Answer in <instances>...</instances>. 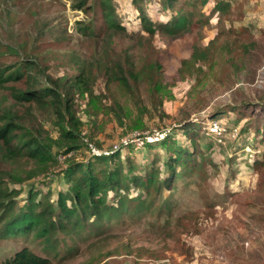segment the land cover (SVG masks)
Instances as JSON below:
<instances>
[{"label":"rangeland","instance_id":"374dc122","mask_svg":"<svg viewBox=\"0 0 264 264\" xmlns=\"http://www.w3.org/2000/svg\"><path fill=\"white\" fill-rule=\"evenodd\" d=\"M166 2L0 0V119L55 158L0 156L6 202L61 213L72 166L108 156L123 175L107 217L72 216L67 200L49 245L37 231L7 236L0 209V264L24 246L52 264H264V0ZM47 79L65 85L69 111L39 93ZM70 116L85 136L66 152ZM178 147L192 161L175 162L181 176L162 194L128 180L164 186Z\"/></svg>","mask_w":264,"mask_h":264},{"label":"trees","instance_id":"16d2710c","mask_svg":"<svg viewBox=\"0 0 264 264\" xmlns=\"http://www.w3.org/2000/svg\"><path fill=\"white\" fill-rule=\"evenodd\" d=\"M166 3L169 6H174L173 0L171 2L167 0ZM105 5L107 4L105 3ZM148 18L149 16L144 14L141 19L144 20L146 24ZM201 51L202 50L193 52L192 59L194 62L200 58L199 54ZM27 67L32 71L34 70V66L31 62H28ZM46 83L48 85L51 84L52 87H40L39 93L49 97L53 102L57 101L56 103L63 104L65 110L69 111V92H67V94L63 93L65 85L53 81L52 79H47ZM127 84L128 82L125 85ZM27 94H29L32 99L40 100L38 93L27 92ZM0 120L3 121V124H0V156L22 159L27 158L37 162L41 166L54 163L55 158L51 152L50 146L41 143L38 139L28 138L26 141L18 143L20 138L18 129L22 126H20L19 122L14 117L9 115ZM69 125L70 126L61 127V137L65 141V144L61 145L60 148H64L66 152L77 149L80 139L84 140L85 136V134H83L84 130L82 131L80 129L82 125L81 120L74 116H70ZM162 146L163 148H167L164 141L162 142ZM183 151L181 147H178L175 149V156L168 158L167 167L172 170V173L164 180V186H162L159 181V175L155 177L151 176L149 180L140 176H130L128 180L138 187L147 190L154 186L156 194H162L166 187H172L181 176V173L177 172L178 170L174 167L175 162L179 161L180 163H186L192 161V158L189 159L188 157L192 156V154ZM117 154L118 153L115 152L113 156ZM113 163V159H110L108 156H103L102 158H97L96 162L77 164L68 169L69 174L67 178L71 185L69 186L67 194L59 193L58 204H60L64 210L61 213H59L58 208L50 202L43 208L42 212H36L37 205L33 197H31V201L25 212H15L16 207H13L14 204L6 202L14 191H4L0 186V199H3V201L0 200V209L3 211V214L9 211L8 214L10 215V220L6 225L11 224V228L6 232V235L19 234L26 235L28 238L31 232L37 231L39 233L38 238L45 236L43 241L45 244L49 245L55 230L64 226V223L59 222V220L64 219L68 207L67 200H70L72 203L70 209L72 216L77 215L78 211H83L84 213L89 211L87 218H89V215L107 217L111 212L108 194L110 191H115L116 187L122 185L123 175L117 174L120 167L116 168L112 166ZM43 213H46L44 221L41 219ZM12 225L14 228H12ZM2 264H52V260L38 254L30 247L24 246Z\"/></svg>","mask_w":264,"mask_h":264},{"label":"built area","instance_id":"2783aa9c","mask_svg":"<svg viewBox=\"0 0 264 264\" xmlns=\"http://www.w3.org/2000/svg\"><path fill=\"white\" fill-rule=\"evenodd\" d=\"M85 134V133H83ZM162 136L161 138H164V134L160 135ZM158 141H159V138H158ZM88 142V141H87ZM89 148H91L90 150L92 151V153L96 156H100L101 155V152L100 151H97L96 148L94 146H89ZM158 264H173L171 259L170 258H166L165 260H162L160 263Z\"/></svg>","mask_w":264,"mask_h":264},{"label":"clouds","instance_id":"9594fccd","mask_svg":"<svg viewBox=\"0 0 264 264\" xmlns=\"http://www.w3.org/2000/svg\"><path fill=\"white\" fill-rule=\"evenodd\" d=\"M165 138V137H164ZM160 141V140H159Z\"/></svg>","mask_w":264,"mask_h":264}]
</instances>
